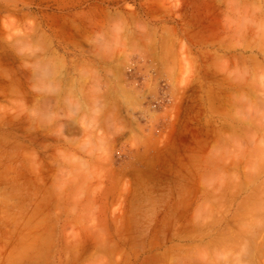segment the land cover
I'll return each instance as SVG.
<instances>
[{
	"label": "rangeland",
	"instance_id": "obj_1",
	"mask_svg": "<svg viewBox=\"0 0 264 264\" xmlns=\"http://www.w3.org/2000/svg\"><path fill=\"white\" fill-rule=\"evenodd\" d=\"M0 264H264V0H0Z\"/></svg>",
	"mask_w": 264,
	"mask_h": 264
}]
</instances>
